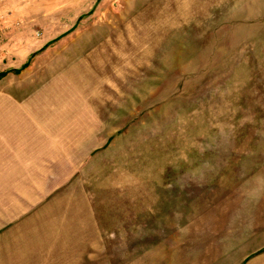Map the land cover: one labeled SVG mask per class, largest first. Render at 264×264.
Instances as JSON below:
<instances>
[{
  "label": "rangeland",
  "instance_id": "1",
  "mask_svg": "<svg viewBox=\"0 0 264 264\" xmlns=\"http://www.w3.org/2000/svg\"><path fill=\"white\" fill-rule=\"evenodd\" d=\"M0 264H264V0H0Z\"/></svg>",
  "mask_w": 264,
  "mask_h": 264
},
{
  "label": "trees",
  "instance_id": "2",
  "mask_svg": "<svg viewBox=\"0 0 264 264\" xmlns=\"http://www.w3.org/2000/svg\"><path fill=\"white\" fill-rule=\"evenodd\" d=\"M3 74H0V77L2 76Z\"/></svg>",
  "mask_w": 264,
  "mask_h": 264
}]
</instances>
